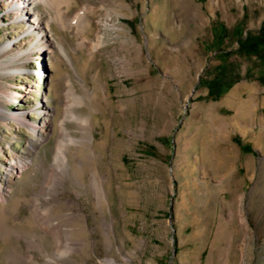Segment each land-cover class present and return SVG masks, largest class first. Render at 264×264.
I'll list each match as a JSON object with an SVG mask.
<instances>
[{
  "label": "rangeland",
  "instance_id": "rangeland-1",
  "mask_svg": "<svg viewBox=\"0 0 264 264\" xmlns=\"http://www.w3.org/2000/svg\"><path fill=\"white\" fill-rule=\"evenodd\" d=\"M118 3L77 0L69 11L89 4L97 25L110 20L109 28L85 34L94 43L101 31L93 54L76 46L83 36L53 24L68 57L36 50L13 66L21 73L0 72V264H264V65L236 52L235 31L264 25V0H126L133 11L124 16ZM0 15V44L18 37L17 48L26 49L33 38L21 36L23 24L11 23L2 8ZM217 26L228 31L225 59L213 44ZM222 75L232 87L209 99L210 81ZM82 81L91 92L105 87L109 98L99 93L69 107L77 116L93 114L95 140L70 145L61 203L42 199L38 217L31 202L43 184L54 189L45 171L55 160L68 88L83 96ZM44 107L50 117L37 112ZM16 112L53 123L43 130L46 141L11 119ZM65 125L68 135L82 136L73 119ZM31 158L22 174L8 173L12 159ZM93 173L109 179L105 211L74 181L89 184ZM72 212L74 219L61 216ZM45 216L58 223L55 238L42 237L37 221ZM34 238L59 251L54 260Z\"/></svg>",
  "mask_w": 264,
  "mask_h": 264
},
{
  "label": "bare ground",
  "instance_id": "bare-ground-1",
  "mask_svg": "<svg viewBox=\"0 0 264 264\" xmlns=\"http://www.w3.org/2000/svg\"><path fill=\"white\" fill-rule=\"evenodd\" d=\"M76 2L77 0H0V9L2 8V11L5 13L6 16L8 15V17L10 18V22L15 24H23L22 26H24V29L22 31L21 36L28 35L33 38L31 44H29L26 49L17 48L16 44L18 41V37L12 38L9 41L0 44V55L10 54V60L7 63L0 60V72L21 73L23 69L20 68V66L19 68L13 66L15 64H26L30 60L34 59L33 53L36 50H39V55L42 56L47 55L53 52L54 50L58 49L60 52H62L64 56L68 57L63 44L59 42L57 34H55L53 30V24L58 26L62 31L75 32L76 35L83 36L81 40L78 41L80 44H77V47H83V49L87 50L89 54H93L95 51H97V49H99V47L102 45V35L100 34L101 31H98L97 38L96 40H94V43L93 41H87L84 36L85 34L92 32L94 29H97L98 26L101 30L109 28L110 20H107L105 22L102 21L100 22L101 25H97V22L95 20L97 10L89 4L84 5L83 7L78 9L75 14L70 16L71 13L69 14V11L72 7H74ZM39 5H43L45 7L47 13L49 14V18L45 19L42 17L43 15L39 14ZM118 7L122 10L119 11V14L122 16L126 15V13L124 14L123 11H133L132 8L126 4V0H119ZM2 26L3 20L0 15V27ZM117 29L125 30L121 27H117ZM81 86L84 92L83 96L75 94L74 91L71 90V88H68L67 93L69 95L68 99L70 102L68 108L77 104L88 105V103H91L94 99L99 97V93L109 98V94L107 93L105 87H103L102 90L98 92H91L85 82L82 81ZM19 97H21V95H19ZM89 109L92 112V107L89 106ZM37 112H42L44 116L48 117L50 111L47 107H44L43 109H38ZM26 114V112L11 113L10 118L16 121L19 125H22L29 129L31 132L35 133L41 139L42 143L45 142L47 138L43 134V130L46 126L52 129L54 124L49 123L48 120L46 121L43 119H41L42 122L40 124L37 122H32L27 118ZM68 118L73 119L78 123V126L80 127L82 133L81 137L76 138L68 135L65 125V120ZM59 124V141L57 142V146L55 149V160L54 163L51 165V168L45 171V179H47V181L49 182L50 180L54 179L56 180V182L53 186L54 189L52 190V192L50 191L51 193L49 192V190L51 189L48 184H43L39 193L36 194L33 201L31 202L32 212L36 216H38V213L40 212L39 205L42 203V199H47L48 197H50L54 200V202L59 204L61 203V201L57 199L58 195L62 192L60 188H64L66 183L65 175L71 171L70 169H72L68 157L70 145L80 144L90 146L95 140L93 134L94 123L92 113H89L84 116H77L69 108L66 111L64 119ZM88 156L90 158L91 156H93L96 159L102 158L101 155L95 152L88 154ZM33 162L34 161L32 158L29 160L12 159L7 171L8 173L22 174L30 167L31 164H33ZM59 171L62 172V175L59 174ZM74 181L77 187L85 190L90 189V191L93 192L95 200L102 211L106 210V204L110 207V190L107 188V184L109 183L108 177L103 175L98 176L93 173L89 184L83 183L78 177L75 178ZM4 192L5 190L2 186V190L0 192V198L2 199L5 198ZM61 216L67 219H74L77 215L72 212L62 214ZM39 220L37 222L40 224V227L42 229V237L55 238L58 223H51L46 216L44 217V220ZM84 220L86 224H88L85 215ZM103 226H105L106 231L109 234L112 230L109 223L104 222ZM87 227L88 225H86V228ZM17 235L26 237L24 234H22V232H18ZM32 240H34L33 242L37 245L41 246V251L50 260H54V257L59 254L58 250L49 251L43 242H37L35 241V238ZM28 241L31 242L30 240ZM61 252L70 255V251L68 248H63V251ZM29 257L30 259L32 258L31 256ZM112 261L115 262L113 258L107 259V262Z\"/></svg>",
  "mask_w": 264,
  "mask_h": 264
},
{
  "label": "trees",
  "instance_id": "trees-1",
  "mask_svg": "<svg viewBox=\"0 0 264 264\" xmlns=\"http://www.w3.org/2000/svg\"><path fill=\"white\" fill-rule=\"evenodd\" d=\"M242 27L239 25L235 31L238 35V48L236 52L241 56L257 57L264 65V25L256 32H249L246 35L242 32ZM214 40L213 44L217 45L218 56L221 58H228L229 53L224 50L221 45L228 36V31L223 26H217L213 29ZM227 76L222 75L213 79L209 83V99L217 100L225 94L233 85V83L225 80ZM259 80L264 82V75L259 76Z\"/></svg>",
  "mask_w": 264,
  "mask_h": 264
}]
</instances>
